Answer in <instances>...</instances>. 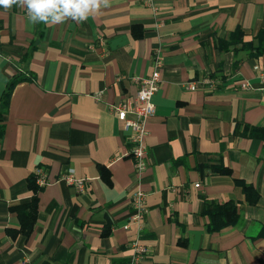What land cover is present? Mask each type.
I'll return each instance as SVG.
<instances>
[{
    "label": "crops",
    "instance_id": "obj_1",
    "mask_svg": "<svg viewBox=\"0 0 264 264\" xmlns=\"http://www.w3.org/2000/svg\"><path fill=\"white\" fill-rule=\"evenodd\" d=\"M154 6L110 0L59 24L0 7V264H125L137 239L149 249L139 264H264V0ZM157 57L138 176L113 106L136 97ZM37 167L51 183L27 234ZM69 169L85 193L60 181ZM139 187L148 213L127 229ZM210 203L234 204L240 221L210 231Z\"/></svg>",
    "mask_w": 264,
    "mask_h": 264
},
{
    "label": "built area",
    "instance_id": "obj_2",
    "mask_svg": "<svg viewBox=\"0 0 264 264\" xmlns=\"http://www.w3.org/2000/svg\"><path fill=\"white\" fill-rule=\"evenodd\" d=\"M146 4L151 8L154 6V0H145ZM163 61L160 57L155 60V68L152 74L145 78H137L139 90L136 97L131 100H123L113 106V110L117 115L118 120L123 124L125 132L130 134V142L133 145L131 156L135 164V170L138 176H141L148 166V150L146 139L149 135L147 130V123L156 112L154 103V96L159 90L161 83V69ZM255 70L259 74V78L264 83V71L258 66ZM244 89L249 88L247 82L242 84ZM190 88H194L193 85ZM36 184L40 187H45L51 182L47 172L42 167L35 169ZM60 181L66 182L69 186L75 188L78 193H85L87 191L88 180L84 178H77L73 169H69L60 177ZM199 187V185H197ZM133 213L130 215L129 224H135L139 230L142 229L144 220L148 213L147 194L139 187L131 197ZM131 255L125 264H139L146 258L149 249L143 245L138 239L130 244Z\"/></svg>",
    "mask_w": 264,
    "mask_h": 264
},
{
    "label": "clouds",
    "instance_id": "obj_3",
    "mask_svg": "<svg viewBox=\"0 0 264 264\" xmlns=\"http://www.w3.org/2000/svg\"><path fill=\"white\" fill-rule=\"evenodd\" d=\"M110 0H0L5 10L13 5L26 8L32 23H63L68 19L84 22L102 8L109 6Z\"/></svg>",
    "mask_w": 264,
    "mask_h": 264
},
{
    "label": "trees",
    "instance_id": "obj_4",
    "mask_svg": "<svg viewBox=\"0 0 264 264\" xmlns=\"http://www.w3.org/2000/svg\"><path fill=\"white\" fill-rule=\"evenodd\" d=\"M240 36L241 32H237ZM30 187L34 191L32 202L23 207L21 214L22 227L27 228V234L32 230L38 213V197L37 193L40 186L36 184L35 176L30 179ZM249 194H251L249 192ZM204 214L210 218L208 229L210 231L220 230L228 225L237 224L240 221V215L234 204H225L222 206L210 203L205 204Z\"/></svg>",
    "mask_w": 264,
    "mask_h": 264
}]
</instances>
